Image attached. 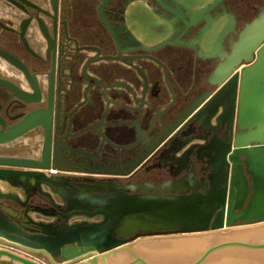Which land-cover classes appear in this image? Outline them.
Wrapping results in <instances>:
<instances>
[{"label": "water", "instance_id": "obj_1", "mask_svg": "<svg viewBox=\"0 0 264 264\" xmlns=\"http://www.w3.org/2000/svg\"><path fill=\"white\" fill-rule=\"evenodd\" d=\"M173 3L174 8L165 7L181 16L182 34L202 18L207 24L193 40L165 43L198 49L204 59L220 54L221 62L208 76V82L218 89L209 98H200L194 108L197 110L184 116L186 119L191 114L185 125L170 129L147 155L177 164L172 175L196 163L204 175L192 171L154 184L55 173L61 168L51 155L55 97L51 81L48 109L31 112L11 126L0 115V145L19 139L37 125L46 129L40 159L0 155V183L5 186H0V242L44 254L53 264L86 258L97 264L98 255L142 237L187 234L175 236L178 264H264V223L197 233L221 229L238 219H264V215L231 219L233 211L241 214L248 209L256 192L248 169L249 153L264 149V8L246 24L228 54L221 49L230 26L213 33L210 47L205 41L216 20L209 15L216 2L202 9L194 8L195 0ZM0 85L26 102L37 100L41 94L36 82H30L31 92L1 79ZM191 121L201 125L196 139L186 138L189 132L184 129ZM238 175L246 179L248 187L240 206L234 205ZM3 256L10 259L3 260ZM15 261L39 264L0 249V264H19Z\"/></svg>", "mask_w": 264, "mask_h": 264}, {"label": "flooded vegetation", "instance_id": "obj_2", "mask_svg": "<svg viewBox=\"0 0 264 264\" xmlns=\"http://www.w3.org/2000/svg\"><path fill=\"white\" fill-rule=\"evenodd\" d=\"M174 1L184 2L0 0V79L26 92L36 82L41 91L37 100L26 102L0 85V115L11 126L48 109L53 81L51 155L61 168L55 173L154 184L192 171L204 175L197 163L172 175L177 164L147 155L170 129L185 125L200 98L218 89L208 76L220 54L204 59L198 49L165 43L193 40L207 24L202 18L182 34L181 16L165 7L174 8ZM195 2L196 9L216 2L209 15L217 31L230 26L221 49L228 54L264 8V0ZM200 126L188 122L186 138L196 139ZM33 130L42 133V145L40 155L30 158L40 159L46 129Z\"/></svg>", "mask_w": 264, "mask_h": 264}, {"label": "rangeland", "instance_id": "obj_3", "mask_svg": "<svg viewBox=\"0 0 264 264\" xmlns=\"http://www.w3.org/2000/svg\"><path fill=\"white\" fill-rule=\"evenodd\" d=\"M42 133L40 130H33L19 139L0 145V155H16L24 157H38L40 155L41 145H42ZM246 158V157H244ZM0 183L2 188L5 186ZM241 209H238L240 212ZM38 218H45L41 215H36ZM49 219V218H45ZM264 219H254V220H243L238 219L234 223L228 225L224 229L210 230L206 232H216L222 230H229L235 228L249 227L254 225L263 224ZM204 232V233H206ZM197 234V233H189ZM187 235V234H165L159 236L142 237L140 240L132 241L125 244L117 249L109 251L107 253L99 255V264H144L140 259L148 264H166L163 258L170 254L167 251V243L176 242L175 236ZM152 248V249H151ZM0 249L9 250L25 257L29 260H33L39 264H53L50 259L44 254L32 253L14 246H10L3 242H0ZM169 250V249H168ZM177 253V252H176ZM3 260H9L7 256L2 257ZM163 261V262H162ZM19 264L21 262L15 261ZM89 262V263H88ZM71 264H93L89 258L82 261H78ZM167 264H178L177 263H167Z\"/></svg>", "mask_w": 264, "mask_h": 264}, {"label": "bare ground", "instance_id": "obj_4", "mask_svg": "<svg viewBox=\"0 0 264 264\" xmlns=\"http://www.w3.org/2000/svg\"><path fill=\"white\" fill-rule=\"evenodd\" d=\"M195 8V7H194ZM217 30L213 28L211 29V32H208L205 41L207 42V46L210 47L212 40H213V33L216 34ZM241 70V69H239ZM222 110V107L219 109V112ZM218 112V113H219ZM215 119L216 116L212 119L213 124H215ZM248 169L249 172L252 175V178L254 180V188L256 189L255 194L253 195L251 202L248 206V209L241 213L238 214L235 211L232 212L231 214V219L235 220L238 217H259L264 215V149L259 148V149H253L249 153V160H248ZM236 185H237V192H236V199L234 205L240 206L243 202V199L245 197V193L247 191V181L244 177L238 175L236 177ZM227 227L225 225L223 228ZM211 230V229H210ZM208 230V231H210ZM219 230V229H218ZM206 232V231H205ZM197 233H204V232H197ZM141 239V238H140ZM138 239V240H140ZM137 240V241H138ZM167 251L168 255H166L163 260L164 262L167 263H177L178 262V255H177V247H176V242L173 243H167ZM152 249V248H151ZM169 249V250H168ZM99 255H98V262L99 264ZM163 262V261H162ZM89 263V262H88ZM148 264V263H147Z\"/></svg>", "mask_w": 264, "mask_h": 264}, {"label": "crops", "instance_id": "obj_5", "mask_svg": "<svg viewBox=\"0 0 264 264\" xmlns=\"http://www.w3.org/2000/svg\"><path fill=\"white\" fill-rule=\"evenodd\" d=\"M3 186V185H2Z\"/></svg>", "mask_w": 264, "mask_h": 264}]
</instances>
